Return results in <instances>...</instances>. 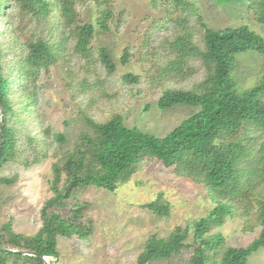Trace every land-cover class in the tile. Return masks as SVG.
I'll return each instance as SVG.
<instances>
[{
    "label": "rangeland",
    "instance_id": "1",
    "mask_svg": "<svg viewBox=\"0 0 264 264\" xmlns=\"http://www.w3.org/2000/svg\"><path fill=\"white\" fill-rule=\"evenodd\" d=\"M74 2L80 21L94 26L86 54L75 49V37L63 29L58 9L45 21L30 15L21 19L14 3L4 9L7 14H0V47L3 62L8 63L5 71L23 54L21 43L28 36L43 37L56 50L52 64L41 67L34 78L22 79L25 89L20 94H15L19 91L15 75L9 83L15 99L30 91L34 103L29 111L20 112L18 122L10 121L16 132L17 153L14 161L0 168V176L14 178L10 184L0 183V227L10 220L14 231L27 235L41 226V206L52 194L53 155L71 148L81 132L90 131L85 117L103 122L120 114L125 125L163 136L196 111L187 105L160 109L158 100L167 89L200 91L206 70L196 51L204 49V25L214 30L246 25L264 38L260 0ZM102 9L111 12L106 30L97 24ZM19 23L22 31L15 32ZM103 47L111 54L113 72L101 61ZM125 53L127 62L122 63ZM127 73L138 81H125ZM263 75L264 54L250 50L236 55L231 77L239 90L252 87ZM13 106L18 109L20 103ZM56 133L66 136L62 144L56 142ZM27 135H37V139L28 143ZM232 140L243 143L246 156L237 177L241 192L234 200H225L231 210L223 222L205 232L207 252L217 248L216 258L228 246L248 245L260 229L258 209L264 197V178L258 170L264 172V153L259 151L264 127L245 126ZM74 199L89 202L85 220L92 222L91 233L87 238L59 237V258L49 257L50 264H136L148 238L166 237L177 226H192L217 205L203 183L176 174L157 159L140 162L115 191L89 187L79 190ZM154 200L167 204L168 212L157 214L142 207ZM62 212L68 214V208ZM219 234L223 241L216 246L210 237ZM186 243L190 246L180 254L150 264H188L197 245L191 228ZM247 264H264V246L248 257Z\"/></svg>",
    "mask_w": 264,
    "mask_h": 264
},
{
    "label": "trees",
    "instance_id": "2",
    "mask_svg": "<svg viewBox=\"0 0 264 264\" xmlns=\"http://www.w3.org/2000/svg\"><path fill=\"white\" fill-rule=\"evenodd\" d=\"M12 3L18 7L21 19L30 15L45 21L54 9H58L63 29L68 30L67 35L75 37V49L82 54L88 53L94 26L80 21L74 0H0V14H7L4 9ZM259 10V22L264 23V0H260ZM110 16V10H101L97 23L101 29H107ZM20 24L14 27L15 32L22 31ZM204 27V49L196 51L206 70L200 91L167 89L158 100L160 109L187 105L196 108V111L163 136L125 125L120 114H114L103 122L85 117L90 131L81 132L71 148L59 149L53 155L49 179L52 194L41 206V226L35 233L27 235L14 231L11 221H6L0 227V245L8 249L32 250L58 259L59 237L87 238L91 233L92 222L85 220L90 204L77 201L74 195L89 187L115 191L121 182H125L136 171L140 162L157 159L164 166L172 167L176 174L203 183L217 205L192 226H177L166 237L148 238L144 249L137 256L136 264H150L180 254L190 246L186 243L190 228L197 245L188 264H247L248 257L264 246L263 197L258 209L259 233L251 243L242 247L228 246L218 258L215 257L218 255L217 248H211V254L207 252L209 246L206 245L208 240L205 232L223 222V216L231 210V204L225 200H234V196L241 192L237 177L239 164L246 156V147L232 138L245 126L264 127V75L252 87L239 90L231 72L236 55L250 50L264 54V38L246 25L223 30ZM64 39L65 35L61 37L59 47ZM21 46L23 54L7 71L4 65L8 63L3 62L4 54L0 47V168L14 161L17 153L16 132L10 121L13 118L18 122L20 112L29 111L34 103L30 91L22 95L21 99L13 97L10 78L15 75V83L19 86L15 94H20V90L25 89L22 79L34 78L41 67H48L56 58L55 45L43 37L28 36ZM180 49L184 50L182 47ZM8 50H12V47L9 46ZM99 53L106 70L113 72L115 64L110 52L103 47ZM121 61L127 62V53ZM123 79L131 83L138 81V77L130 73L125 74ZM15 103H20L18 109L14 108ZM36 139L37 135H27L28 143ZM55 140L62 144L66 136L56 133ZM259 151L264 153V142ZM41 156L45 157L46 154ZM258 171L264 178L263 169ZM13 181L14 178L0 176V183L10 184ZM142 207L157 214L168 212L167 204L159 200L145 203ZM67 208L68 214L62 212ZM210 239L219 246L223 236L219 234ZM0 264L44 262L36 256L0 248Z\"/></svg>",
    "mask_w": 264,
    "mask_h": 264
},
{
    "label": "water",
    "instance_id": "3",
    "mask_svg": "<svg viewBox=\"0 0 264 264\" xmlns=\"http://www.w3.org/2000/svg\"><path fill=\"white\" fill-rule=\"evenodd\" d=\"M1 108V106H0ZM2 139V122H1V133H0V141ZM0 248L3 249V250H9L10 252H13V253H18V254H22V255H30V256H36V257H39V258H42L43 259V262L44 264H50L49 261H48V256H44L36 251H32V250H23V249H8L2 245H0Z\"/></svg>",
    "mask_w": 264,
    "mask_h": 264
}]
</instances>
